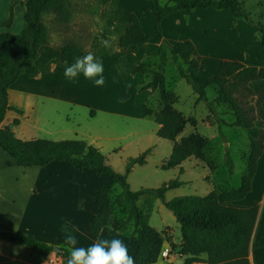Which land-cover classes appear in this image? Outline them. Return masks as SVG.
<instances>
[{
    "label": "trees",
    "instance_id": "1",
    "mask_svg": "<svg viewBox=\"0 0 264 264\" xmlns=\"http://www.w3.org/2000/svg\"><path fill=\"white\" fill-rule=\"evenodd\" d=\"M108 1L100 0L102 5ZM149 1L156 20L154 41L158 44L159 63L157 67L149 70L148 66H144L142 71L149 79L140 85V90L158 91L162 100V107L159 110L146 105L144 113L160 125L157 130L158 137L173 142L170 158L162 165L163 169H170L180 166L183 161L193 156L204 159L203 148L206 140L197 133H192L182 141L177 140L184 126L189 123L196 126V121L186 118L182 112L173 108L177 96L167 87L165 75L169 53L181 77L198 94L197 101L204 100L207 103L208 119L214 116L219 126L225 124L250 129L256 119H261L264 123L262 107L264 87L255 99L257 106L245 108L242 105L243 96L254 97L255 93L249 83L264 79V66H251L241 61L225 59L220 63V75L210 76L204 83H200L181 63L183 61L199 68L200 58L195 56V44L190 39L178 42L167 40L163 33V19L175 12L208 7L228 10L229 26L235 30L237 18H245L249 22H253L254 19L238 0H169L170 4H164V7L160 6V0ZM24 5L26 13L23 30L18 34L0 31V148L11 158L7 165L15 163L22 167H44L58 160L65 161L80 171L90 169L96 175H108L111 183L99 187L97 201L100 208L87 223L86 230L89 234L98 237L103 228L109 226L117 232L128 235L137 244L133 257L136 264L156 263L164 249L165 239L162 233L150 223L157 199L173 212L180 224L183 242L179 254L184 256V264H249V248L259 204L252 202L249 205H241L235 201L243 199L252 189L257 162L264 149V125L259 137L249 138L248 165L238 188L220 192L212 190L205 195H181L171 199H167L166 194L183 184L179 179L169 180L159 187H143L138 190L132 189L128 181L133 167L146 162V155L150 149L139 156L129 158L125 171L121 173L109 164L99 148L86 140L21 139L9 126H1L8 111L21 113V110L9 104V87L22 73L29 78L39 73L35 60L39 55L40 47L48 43L47 27L42 20V13L54 12L58 17V23L63 26H68L72 18L70 0H27ZM141 15V13H131V23L119 40L120 47H130L147 41L141 25ZM12 21L13 9L5 25H10ZM257 24L259 39L264 47V24L261 21ZM59 50V59L63 63H72L75 58L84 55V50L73 44L59 47ZM143 64L145 62L139 64L135 71L139 72ZM209 87L217 90L214 99H210L207 95ZM216 103L229 107L234 116L233 122L229 123L219 117ZM93 113L91 111V114ZM18 123L19 120L15 119L14 124ZM226 162L232 173L234 163L229 155ZM0 239L36 247L44 252H51L55 246H58L62 251L57 254L69 257V252L65 250L66 246L57 239L47 243L24 231H0Z\"/></svg>",
    "mask_w": 264,
    "mask_h": 264
},
{
    "label": "crops",
    "instance_id": "2",
    "mask_svg": "<svg viewBox=\"0 0 264 264\" xmlns=\"http://www.w3.org/2000/svg\"><path fill=\"white\" fill-rule=\"evenodd\" d=\"M26 1L0 0L1 32L18 34L23 30L26 13L24 3ZM131 1L135 7L131 8V6L125 5L124 0H109L101 8L87 10L81 14H77L71 8L72 18L68 26L60 25L54 12H43L41 17L47 27L48 43L40 47L39 55L35 60L39 73L33 78L22 73L9 87V104L21 110V113L14 110L8 111L1 126H9L17 137L16 130L19 128H22L20 131H27L26 128H30L37 131L61 133L62 137L52 140L83 139L95 145L102 152L105 149L117 152L139 139L143 132L144 120L152 118L145 115V106L148 104L150 96L157 92L151 89L140 90L139 86L147 82L149 78L143 71L134 72V69L141 64V59L143 60L142 56L140 57L142 53H138L149 38L147 37V41L143 44L130 47H120L119 40L131 23V13L141 12V25L147 36H151L148 32L153 34L155 31L156 20L150 9L151 2L149 0ZM165 4H170L169 0ZM11 9H13V21L7 26L5 22L9 18ZM219 10L226 9L208 7L172 13L162 21L164 37L170 42L192 40L195 44L194 53L201 57L200 69L206 65L207 69L211 71L210 67H213L212 73L208 77L221 74L220 63L225 59L241 61L251 66H264V47L261 41L256 39L257 35L253 41L247 42L245 36L237 35L228 28L227 32L230 34L232 42L234 40L242 41L238 48L230 44L221 47L215 46L212 49L202 47L201 39H204L205 35L212 31L211 27H208L203 21L205 16L224 14L226 19L229 17L227 12ZM201 17L204 18L200 20ZM146 28H148V32ZM256 30L257 26H253V36L256 34ZM104 37L110 38V41L114 42V50L119 59L125 60L130 56L138 58L129 64V74H132V79L137 82L133 88V84L129 86L116 85V82L111 81V78H105L106 82L103 87L94 86L92 81L86 80L83 75L80 76L78 83H69L65 79L64 69L71 63L60 61L59 47L69 44L77 45L84 50L85 55L88 52L93 53L94 45ZM157 52L158 44H156L153 55L157 56ZM143 75H146V79L142 77ZM249 85L257 95L264 87V79L251 81ZM135 102L137 109L132 110ZM262 107L264 109V100ZM59 110L63 112L68 125L56 131L42 128V120L51 119L53 114ZM91 111L94 113L91 114ZM32 117L33 120H31ZM15 119L19 120L18 124H14ZM255 121L254 126L250 128L252 131L250 137L257 138L263 130L264 123L261 119ZM159 126L157 123L156 133ZM27 134H30L27 135L30 137L20 138H42L33 133ZM8 161H11L10 156L0 148V231H24L33 234L41 241L51 243L57 239L63 245H65L66 235L71 233L78 239L77 246L85 248L100 239L118 238L124 241L129 255L134 257L137 244L128 235L117 232L109 226L104 227L98 237L89 234L86 230L87 223L100 208L97 201L99 187L111 183V178L108 175H96L90 169L80 171L65 161L55 160L40 167L39 171L48 169L50 170L49 174L40 177V179L36 177L34 181L27 179V181L31 180V183L29 182L31 189L26 195L23 189L18 190L21 187L20 183L8 179L7 174L3 173L2 165L6 166ZM13 165L17 164L13 163L7 166ZM32 169L23 167L24 173H32L34 171ZM52 169L55 171L53 172ZM82 174H87L97 180L93 188V202L84 198L83 190L79 188L77 178ZM25 177L28 175L25 174ZM54 182L55 185L57 182L59 183V188L52 192L55 187V185L52 187ZM20 193L22 196L13 195ZM48 193H55V195H48ZM252 202L259 204V211L250 242L249 264H264V149L257 162L251 191L243 199L235 201L241 205H249ZM166 230L168 231V226ZM167 231L160 232L165 239L164 248L169 249V258L160 257L153 264H184V256L179 254L183 242L181 228L180 235H177L170 225L169 234ZM68 258L58 255L54 250L44 252L36 247L0 239V264H67Z\"/></svg>",
    "mask_w": 264,
    "mask_h": 264
},
{
    "label": "rangeland",
    "instance_id": "3",
    "mask_svg": "<svg viewBox=\"0 0 264 264\" xmlns=\"http://www.w3.org/2000/svg\"><path fill=\"white\" fill-rule=\"evenodd\" d=\"M70 1L71 8H73L77 14L102 7L100 0ZM238 1L243 4L244 9L252 16L254 21L249 22L245 18H237L235 30L229 26L228 18H230V13L228 10H219L229 14L227 19L224 14H219L216 16L207 15L205 18L201 17L200 20L204 18L203 21H205V24L212 29L208 35H205L206 37L204 39H201L202 47L205 49H212L215 46L221 47L230 44L232 46L235 45L238 48L240 42L242 41L234 40L232 42L229 37L230 34L227 32L228 28L237 35L242 34L245 36L247 42L253 41L256 35V39L260 40L258 37L257 23L258 21H261L264 24V0ZM124 4L131 6V8L135 7L131 0H124ZM133 9L137 10L139 8ZM136 12L141 13L139 11ZM253 26H257L256 34L254 36ZM146 31L148 32V28H146ZM148 34L151 35L147 36L146 34V36L149 38L148 42L142 45V49L138 53H142V55L140 54V57L142 56L143 58V60L141 59V63L145 62V64L139 68L140 71L144 70L145 65L148 66L147 69L149 70V68L151 69L155 68V66L157 67L159 63V57L153 55L157 44L154 41L155 31L153 34L151 32H148ZM104 39L110 40V38L105 37ZM111 44L112 47L110 49L102 48L100 42L94 45L93 53L97 58L102 59L104 64V76L106 79L111 78V81H115L116 85L122 86V84H125V86H129L133 84V88L137 82L132 79L133 75L129 74V64L135 62L138 58L130 56L125 60L119 59L116 56L117 54L114 50V42H111ZM147 55L149 56L145 57ZM195 56L200 58L199 68H195L191 64L183 61H181V63L194 79L198 80L200 83H204L209 74L212 73L211 71L213 70V67H210L211 71L207 69L206 65L200 69L201 57L197 53H195ZM165 70L167 87L177 96V101L173 104V108L178 112H182L186 118H191L196 121V126H193L190 123L185 125L183 130L177 136V140L182 141L192 133L201 135L206 140V144L203 148L205 155L204 159H197L193 156L183 161L178 167L163 169L162 165H164L170 158L173 142L168 139L158 137L157 133L155 132L157 123L151 118L144 120V126L142 127L143 132L140 134V138L135 140L131 145L127 143L128 146H125V148L120 149L117 152L109 151L108 149L104 150L103 153L105 154L109 164H111L116 171L123 173L129 158L139 156L147 149H150V152L146 155V162L142 165L138 164L133 167L131 173L128 176V181L131 185V188L134 190H138L143 187H159L164 182L172 179H179L182 181L183 184L180 187L171 189L167 192V199L181 195H205L212 190L220 192L222 189L230 191L232 189L238 188L241 184L242 175L246 172L248 165V156L250 153L249 138L252 131H250V129H243L225 124L219 126L214 116L208 119L209 110L207 108V103L204 100L197 101L198 94H196L193 91L192 86L181 77L178 67L173 62V58L170 53ZM134 72H136L135 69ZM142 77L146 79V75H143ZM207 95L210 99H214L217 96L216 88L209 87L207 89ZM257 96L258 94H255L254 97L246 95L243 96L242 105L245 108L257 106L255 104V99ZM135 104L136 102L134 103L132 110L137 109L135 108ZM216 105L220 118L226 120L229 123L234 121L232 111L227 105L222 103H216ZM147 106L155 110H159L162 107V100L158 91L155 93V95L150 96ZM33 119L34 118L32 117L31 120ZM67 123L68 121L64 117L63 112L59 110L56 112V114H53L51 119L42 120L41 125L44 129L56 131L62 129L64 126H67ZM20 129L22 128L16 130V134L19 138L30 137L27 136L30 135L27 133L40 135L39 137L47 139L62 137V135H60L61 133L56 134L55 132H47L44 130L37 131L30 128H26L27 131H20ZM228 155L234 163V171L232 173L229 171V167L226 162ZM2 167L3 173L7 174L8 179L14 181L15 183L21 184V187L18 188V190L23 189V192L26 195L31 189V185L29 184L31 180L27 181V179H32L34 181L36 177L37 179H40V177L46 176L50 172L48 169L39 171L41 170L40 167H31L33 168L32 170H34L32 173H24L23 167H19V165H13L11 167L2 165ZM52 170L53 172L55 171V169ZM25 174L28 175V177H25ZM77 181L79 188H82L83 190V197L88 199L90 202H93V188L96 185L97 180L92 179L87 174H82L78 176ZM54 185L55 182L52 184V187ZM58 188L59 183L57 182L55 187H53L52 192L57 191ZM13 195L22 196L21 193ZM48 195H55V193H48ZM150 223L160 231H167L166 229L168 226V234L170 225L177 235L181 234L180 224L173 212L166 208L160 200L156 201L155 208L151 214Z\"/></svg>",
    "mask_w": 264,
    "mask_h": 264
},
{
    "label": "clouds",
    "instance_id": "4",
    "mask_svg": "<svg viewBox=\"0 0 264 264\" xmlns=\"http://www.w3.org/2000/svg\"><path fill=\"white\" fill-rule=\"evenodd\" d=\"M165 2L166 0H161L160 6L164 7ZM100 45L104 49L112 47L109 39H101ZM63 75L69 83H78L81 75L86 80L92 81L96 87H103L106 82L103 61L92 52L75 58L65 67ZM64 244L65 250L69 252L67 264H136L133 256L128 253L127 245L118 238L100 239L85 248L77 246V237L69 233L65 237Z\"/></svg>",
    "mask_w": 264,
    "mask_h": 264
},
{
    "label": "built area",
    "instance_id": "5",
    "mask_svg": "<svg viewBox=\"0 0 264 264\" xmlns=\"http://www.w3.org/2000/svg\"><path fill=\"white\" fill-rule=\"evenodd\" d=\"M161 257L162 258H169V249L164 248L161 252Z\"/></svg>",
    "mask_w": 264,
    "mask_h": 264
},
{
    "label": "water",
    "instance_id": "6",
    "mask_svg": "<svg viewBox=\"0 0 264 264\" xmlns=\"http://www.w3.org/2000/svg\"><path fill=\"white\" fill-rule=\"evenodd\" d=\"M56 253H60L62 250L58 246H55L53 249Z\"/></svg>",
    "mask_w": 264,
    "mask_h": 264
}]
</instances>
